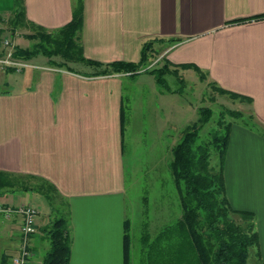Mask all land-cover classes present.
Wrapping results in <instances>:
<instances>
[{
	"label": "crops",
	"instance_id": "0c3cea01",
	"mask_svg": "<svg viewBox=\"0 0 264 264\" xmlns=\"http://www.w3.org/2000/svg\"><path fill=\"white\" fill-rule=\"evenodd\" d=\"M24 3L29 23L50 31L73 18L75 0ZM15 8L16 0H0V17L11 15ZM81 38L85 56L103 63L138 62L142 44L159 39L156 43L164 47L163 57L171 68L195 74L194 68L181 67L195 64L206 80L252 98L249 106L259 128L234 121L225 178L231 205L255 214L264 259V0H85ZM29 59L42 67L0 69V171L25 182L47 179L61 195L51 203L36 190L0 194V204L12 207L36 205L35 194L47 202L48 215L37 206L38 231L32 238L30 264H43L42 253L50 247L47 230L61 213L72 237L70 264H126V233L129 264H146L144 239L149 235L152 240L166 226V218L176 220L182 210L166 212L164 191L157 200L142 196L143 204L131 207L128 162L138 185L139 173L149 170L142 164L147 153L155 154L157 143L158 153L166 150V134L172 150L186 127V104L177 97L181 93L166 92L158 82L126 84L128 77L136 80L145 72L98 74L94 66L82 63L81 69H71L44 54ZM140 87L159 93L148 96L154 102L166 96L171 107L167 121L165 115L147 119L139 114ZM146 119L150 135L143 147L137 141L146 133ZM157 161L154 156L152 165ZM18 191L23 192L22 201L15 199ZM22 220L18 213L7 217L0 212V264H13Z\"/></svg>",
	"mask_w": 264,
	"mask_h": 264
},
{
	"label": "trees",
	"instance_id": "16d2710c",
	"mask_svg": "<svg viewBox=\"0 0 264 264\" xmlns=\"http://www.w3.org/2000/svg\"><path fill=\"white\" fill-rule=\"evenodd\" d=\"M84 5L85 0H75L72 20L50 31L42 26L30 24L26 17L24 0H16V8L9 19L12 29L28 25L33 29L29 37L40 40L35 42L33 48H24L17 44L15 54L25 58L38 54L50 58L59 56L62 59L59 65L72 69L70 63H83L98 68V74L140 73L159 39H150L142 44L138 62L118 60L103 63L90 59L85 56L81 38ZM170 40L175 42L178 39ZM165 62L161 69L149 71L154 73L157 82L164 86L166 84L163 71L174 74L178 72L177 68H171L168 60ZM181 67L194 68L205 76L195 64L184 63ZM214 85L221 93L252 103V98L248 96L227 90L215 83ZM230 114L250 127L259 128L253 114L250 117H245L240 111H231ZM212 115L211 108L200 107L198 120L185 127L182 136L172 147L170 168L179 193L182 216L166 223L163 230L152 240L147 235L143 241L147 247L146 264H264L254 212L235 209L227 194L225 160L234 121L227 122L221 118L217 121V126L204 136L201 130L210 122ZM213 154H217L219 159L216 164L212 162ZM35 180L25 182L19 176L0 171V194L7 191L36 190L44 194L51 203L60 198L55 184L44 178ZM47 235L50 247L44 256L43 264H70L72 237L64 213L53 220ZM129 243V235L126 233V264H129ZM252 258H255V262Z\"/></svg>",
	"mask_w": 264,
	"mask_h": 264
},
{
	"label": "rangeland",
	"instance_id": "374dc122",
	"mask_svg": "<svg viewBox=\"0 0 264 264\" xmlns=\"http://www.w3.org/2000/svg\"><path fill=\"white\" fill-rule=\"evenodd\" d=\"M11 15H7L5 17H0V41L5 37H11L19 46L24 48H33L35 42H38L40 39H32L29 37V34L33 32V29L28 27V25H20L15 30L12 29V25L9 23ZM14 31V34H13ZM54 31V30H52ZM164 47L160 44H154V47L150 51V59L149 61L141 67L140 71L145 72L137 76L136 80L134 77H128L131 80H128L126 84L134 85H151L158 84L157 79L154 73L149 72L153 71V69H161L165 65V58L163 57ZM55 61L61 62L62 59L59 56H53ZM70 66L74 69H81L82 63H70ZM174 69V68H172ZM177 73L173 72H164L163 71V79L165 81L166 86L160 84L162 87L166 88V92H174L179 91L177 97L181 99V104H186V112H185V121L186 126L192 124L197 121L199 118V109L202 106H206L212 109L213 115L207 124H205L201 130L202 135L208 134V132L217 126V121L221 118H224L227 122L229 121H241L239 118L232 117L230 114L231 111H240L245 117H250L251 108L250 102L246 99H242L239 97H232L229 94L221 93L213 82L206 80V76H202L200 72L193 73L188 72L185 74L181 73V70L178 69ZM137 75V74H135ZM134 75V76H135ZM138 86V85H137ZM138 94L141 96V102H139L138 112L145 118L149 119L152 115L155 116H166V121L170 118V108H168V101H166V96L162 98L160 101H155V99H149L148 96L156 97L159 93L152 91L151 93L147 88L140 87ZM168 97H174L168 95ZM159 98V97H158ZM141 110V111H139ZM178 115V113H176ZM184 113H181V118L183 119ZM146 119V133L141 134L143 137L138 145L145 147V144L149 141V122ZM242 122V121H241ZM182 123V122H181ZM182 125V124H181ZM183 128V127H182ZM185 129V128H184ZM179 131L178 136H182L183 130ZM140 137V136H139ZM145 138V139H144ZM143 140V141H142ZM170 142H172L169 135L166 134V150L164 152L158 153L159 147L158 143L155 146V154L152 152L147 153L146 161H143V167L149 169L146 172L139 173L140 180L139 186L135 182L136 175L130 170L131 168V145L132 141L130 140V133L127 135L126 141V154L128 157V191H127V200L128 204L130 203L131 207L134 205L143 204L142 196L148 195L151 198H155V200L159 199L160 196L157 194L161 192H165L166 195V212L169 210V213H174L176 207L182 210L181 205L179 204V196L178 190L175 185L174 176L172 174L170 168V162L172 160V150L170 149ZM143 143V144H142ZM142 144V145H141ZM138 148L141 150L142 147ZM145 154V153H144ZM153 154V155H152ZM155 156V161L158 160L157 165H152V158ZM141 160V157H139ZM217 154H213L212 162L216 164L218 162ZM142 175V176H141ZM36 181V180H35ZM19 195V196H17ZM23 192H19L16 194V200L22 201ZM161 195V194H159ZM34 196V195H32ZM35 202L36 206L41 208L42 215H48L47 202L42 195L35 194ZM26 201H29V198H25ZM179 201V202H178ZM69 221L71 222L70 214L67 213ZM168 214V213H167ZM57 216V215H56ZM169 217L166 218V223L170 222ZM72 230V229H71ZM46 254V251L42 253ZM252 261L255 262V258H252Z\"/></svg>",
	"mask_w": 264,
	"mask_h": 264
},
{
	"label": "built area",
	"instance_id": "2783aa9c",
	"mask_svg": "<svg viewBox=\"0 0 264 264\" xmlns=\"http://www.w3.org/2000/svg\"><path fill=\"white\" fill-rule=\"evenodd\" d=\"M17 43L11 37L2 40V50L0 51V69L23 71L26 68L42 67L32 62L29 58L17 56L15 54ZM0 212L10 217L14 213L22 216L21 241L18 252L12 257L13 264H30L33 256L32 238L38 231L39 208L32 203L22 204L18 207L0 204Z\"/></svg>",
	"mask_w": 264,
	"mask_h": 264
}]
</instances>
